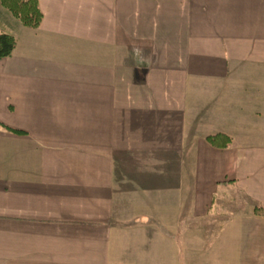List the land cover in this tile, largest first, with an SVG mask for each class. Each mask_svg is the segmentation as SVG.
Listing matches in <instances>:
<instances>
[{"label": "crops", "instance_id": "crops-1", "mask_svg": "<svg viewBox=\"0 0 264 264\" xmlns=\"http://www.w3.org/2000/svg\"><path fill=\"white\" fill-rule=\"evenodd\" d=\"M36 1L0 5V264H264V0Z\"/></svg>", "mask_w": 264, "mask_h": 264}, {"label": "trees", "instance_id": "trees-1", "mask_svg": "<svg viewBox=\"0 0 264 264\" xmlns=\"http://www.w3.org/2000/svg\"><path fill=\"white\" fill-rule=\"evenodd\" d=\"M0 4L7 9L14 18L26 27L37 28L42 13L36 0H0ZM16 40L10 33L0 32V59L9 56L14 50ZM209 144L225 148L231 142L230 137L215 134L207 138Z\"/></svg>", "mask_w": 264, "mask_h": 264}, {"label": "rangeland", "instance_id": "rangeland-1", "mask_svg": "<svg viewBox=\"0 0 264 264\" xmlns=\"http://www.w3.org/2000/svg\"><path fill=\"white\" fill-rule=\"evenodd\" d=\"M1 5V4H0ZM2 6V5H1ZM3 7V6H2Z\"/></svg>", "mask_w": 264, "mask_h": 264}]
</instances>
